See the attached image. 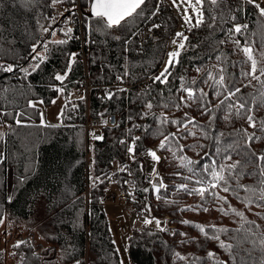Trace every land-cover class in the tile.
I'll return each instance as SVG.
<instances>
[{
	"label": "trees",
	"instance_id": "1",
	"mask_svg": "<svg viewBox=\"0 0 264 264\" xmlns=\"http://www.w3.org/2000/svg\"><path fill=\"white\" fill-rule=\"evenodd\" d=\"M92 1L0 0V224L28 232L10 250L6 243L0 264L10 255L17 264H123L108 206L126 182L134 212L167 213L176 225L132 228V264H264V14L250 0H201L202 20L182 26L177 60L163 71L178 20L167 16L158 39L137 38L159 0H143L117 24L93 15ZM78 4L90 83L133 85L128 100L90 95V115L121 118L89 144L86 99L70 100L83 79L71 37ZM60 84L63 122L43 123L30 102L51 103ZM161 140L165 187L145 179L139 156ZM131 141L136 157L127 163Z\"/></svg>",
	"mask_w": 264,
	"mask_h": 264
},
{
	"label": "rangeland",
	"instance_id": "2",
	"mask_svg": "<svg viewBox=\"0 0 264 264\" xmlns=\"http://www.w3.org/2000/svg\"><path fill=\"white\" fill-rule=\"evenodd\" d=\"M176 9L178 10L181 19H183V23L184 25L188 24L190 25L191 23H197L200 20H202V10H201V4L202 1L201 0H172ZM133 14V13H132ZM65 32L66 31H71L73 32V27H65L63 29ZM54 40H59L60 37H58L56 34H54L53 36ZM184 42L183 38H173L172 42H171V47L169 48V52L168 55L165 58V62H164V66L162 68L163 71H165L167 69V67L171 64L174 63L177 60V50L182 46ZM44 55V54H43ZM77 59L78 58V54L76 53ZM87 60H88V66L90 69V59H89V55H87ZM65 78V75L60 74L59 75V79L63 80ZM140 82V81H139ZM126 83V82H123ZM62 87H61V86ZM59 85V93L57 94V96L52 100L51 103L49 104H45L42 100L40 99H32L30 104L34 107H36L39 112H40V116H41V121L43 123L49 124V125H59L63 122V108L64 105L66 104L67 100H66V93H65V86L63 84ZM137 85L139 86V84L137 83ZM140 87V86H139ZM75 87L72 86V89H74ZM142 88V87H140ZM82 96L81 92L79 93H75L72 92L70 94V100L71 99H75L74 101H77L80 97ZM128 108H126V113ZM151 113V108L147 107L146 108V114H150ZM45 115L46 117L42 116ZM119 116H121L119 114ZM86 129V128H85ZM90 139H94L91 136H88L86 133V140H87V144H89ZM158 149L161 153V159L165 156V152H164V143L163 140L158 141L156 143H154L151 147L147 148L145 150V152L147 150H152V151H156L158 152ZM129 161H131L130 159H128L126 157V162L128 163ZM144 161V160H143ZM115 168L117 169L120 165L119 162L117 160L114 161ZM145 164V175L147 173V168H146V163L144 161ZM122 166V165H120ZM159 173H160V178H159V183L157 185V187H159V185H162L163 187L166 186L163 178H162V174L160 171V167H159ZM12 175H13V169L11 167L8 168V184L9 187H11L12 184ZM157 179V178H156ZM126 191L129 193V199H131V197L134 195L135 193V188L134 186L127 182L125 184V188ZM116 190L117 193V189H116V185L111 184V186L109 187V192L110 191ZM111 191V193H112ZM157 192V191H156ZM110 193V196H112V194ZM117 199H113L112 197H110V204L111 206H108L109 211L112 215H114V219H113V232H114V238L118 243L119 249H120V253L122 256V261L123 264H132L131 260L129 258V254H128V250H127V234L128 233H123L122 227L125 225V221H129V212H125V208L121 205L118 204V202H115ZM113 201V202H111ZM121 206V207H120ZM144 216V215H142ZM146 217L143 218V222L145 223L144 226H148V227H152L155 228L157 230H161L164 232H169L172 233L174 228L176 227V225L174 224V222H172L171 216L169 214H165L162 216H152V217H148V215H145ZM158 218H165L167 221H162L159 225H155V219ZM141 218H137L135 217V221H138ZM143 226V227H144ZM23 228H21L20 230H16V229H11V231L6 233L7 230V225L6 222H2L0 224V251L4 249L6 243H7V247L10 250L11 245L14 242L19 241L22 237H24L25 235H27V231L21 232ZM237 236L240 235H247L241 232H236ZM245 236H243L244 238ZM39 242V240H37ZM19 262V260L17 259V257H13L10 255V257L8 258L7 263L4 264H17Z\"/></svg>",
	"mask_w": 264,
	"mask_h": 264
},
{
	"label": "built area",
	"instance_id": "3",
	"mask_svg": "<svg viewBox=\"0 0 264 264\" xmlns=\"http://www.w3.org/2000/svg\"><path fill=\"white\" fill-rule=\"evenodd\" d=\"M252 2H254L258 6L259 10L262 13H264V0H252ZM63 11L66 12L65 9ZM167 16L171 18H175L177 20L180 19L179 13L171 0H163L161 7L152 17L151 23L147 25L145 28H143V30L140 32L138 37L139 42L141 44H144V43H148L151 40H155L161 37L166 31L165 20ZM249 23H250L249 20L246 19L245 25H249ZM180 28H181V23L179 22V27L176 29L175 33H177V31H179ZM73 38L80 43L78 58L81 61L82 72H83V81L80 88V92L86 98L87 105H88L89 97L92 93L96 97L105 101L110 96H112L116 91H119V92H124L127 100L128 92L133 87L132 84L112 83V84L92 85L90 83V72H89V66L87 60L88 42L83 32V26L81 20L78 25V31L76 34L73 35ZM170 42H171V38L168 39V49L170 48ZM153 77L154 74L148 76L147 78H144L143 80L138 82L139 86L142 88L148 86L151 83ZM119 122H120V116L117 113H112L109 115H97V116H89L87 113L85 120V127L87 129L88 135L94 138H100L102 136L103 133L102 130L104 127L113 128L118 126ZM126 152L130 158H133L135 156L133 142H130ZM141 156L144 158L146 162L147 173L145 179L151 181L153 184H158L159 162L161 160V153L159 149L158 152L147 150ZM128 202H129V193L125 189L120 193V205L126 209L125 211L130 213L131 215L130 225L136 226L142 221L144 217L133 212L129 207ZM136 216L141 217V219H139L138 221H134ZM162 221L164 222L167 220L165 218L155 219V225H159ZM123 231L124 232L127 231V226L123 227Z\"/></svg>",
	"mask_w": 264,
	"mask_h": 264
},
{
	"label": "water",
	"instance_id": "4",
	"mask_svg": "<svg viewBox=\"0 0 264 264\" xmlns=\"http://www.w3.org/2000/svg\"><path fill=\"white\" fill-rule=\"evenodd\" d=\"M143 0H93L92 14L102 15L111 24L129 16Z\"/></svg>",
	"mask_w": 264,
	"mask_h": 264
},
{
	"label": "bare ground",
	"instance_id": "5",
	"mask_svg": "<svg viewBox=\"0 0 264 264\" xmlns=\"http://www.w3.org/2000/svg\"><path fill=\"white\" fill-rule=\"evenodd\" d=\"M162 3H163V0H159V5H158L157 9H156L155 12L152 14L149 23L146 24V25L144 26V28H145L147 25H149V24L151 23L152 17H153L154 14L159 10V8L161 7V4H162ZM138 7H139V6H137V7L135 8V10H136ZM63 10H64V9H63ZM65 10H66V9H65ZM135 10H134L132 13H134ZM77 11H78L77 21H75L74 23L79 25L80 20H81V23H82V26H83L82 10H81V7H80L79 4L77 5ZM63 12H64V11H63ZM66 12H67V10H66ZM66 12H64V13H66ZM57 13H59V11H57ZM91 13H92V4H91ZM132 13H131V14H132ZM131 14H130V15H131ZM93 15H94V14H93ZM142 30H143V29H142ZM142 30H141V31H142ZM141 31H140V32H141ZM83 32H84V28H83ZM140 32L138 33L137 38L139 37ZM84 34H85V33H84ZM141 216H142V215H141ZM136 217H137V218H141V217H138V216H136ZM143 217H144V216H143ZM142 220H143V219H142ZM134 221H135V219H134ZM144 224H145V223H144L143 221H141L139 224H137V225L134 226L133 228H141V227L144 226Z\"/></svg>",
	"mask_w": 264,
	"mask_h": 264
},
{
	"label": "crops",
	"instance_id": "6",
	"mask_svg": "<svg viewBox=\"0 0 264 264\" xmlns=\"http://www.w3.org/2000/svg\"><path fill=\"white\" fill-rule=\"evenodd\" d=\"M45 116V115H44ZM46 117V116H45Z\"/></svg>",
	"mask_w": 264,
	"mask_h": 264
}]
</instances>
